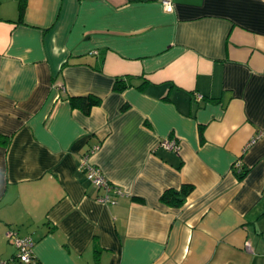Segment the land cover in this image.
Wrapping results in <instances>:
<instances>
[{"label":"crops","instance_id":"1","mask_svg":"<svg viewBox=\"0 0 264 264\" xmlns=\"http://www.w3.org/2000/svg\"><path fill=\"white\" fill-rule=\"evenodd\" d=\"M172 2L0 0V264H264V0Z\"/></svg>","mask_w":264,"mask_h":264},{"label":"built area","instance_id":"2","mask_svg":"<svg viewBox=\"0 0 264 264\" xmlns=\"http://www.w3.org/2000/svg\"><path fill=\"white\" fill-rule=\"evenodd\" d=\"M160 2L166 13L173 12L174 7L172 0H160ZM162 146L168 150L177 151L178 149V144L174 139L166 140L162 143ZM233 168L239 169L240 163H235ZM78 170L86 176L95 189L103 192V194L97 198L99 202L110 206L117 204V198L123 195L122 191L106 179L99 167L93 165L89 161V156L81 158ZM7 237L16 249V258L23 264H34L32 251L34 244L33 240L30 237H20L12 230L7 233ZM245 248L248 250L249 246L246 245Z\"/></svg>","mask_w":264,"mask_h":264},{"label":"trees","instance_id":"3","mask_svg":"<svg viewBox=\"0 0 264 264\" xmlns=\"http://www.w3.org/2000/svg\"><path fill=\"white\" fill-rule=\"evenodd\" d=\"M131 1H136V0H131ZM138 1H150V0H138ZM17 6H18L19 19H21L25 10V0H17ZM127 87L128 85L121 84L120 81H116L114 85V90L121 92ZM68 101L72 108L78 109L84 115H88L92 107L98 106L100 104V100L91 95L80 96V97H69ZM125 108L126 106L123 107V110ZM6 142H7V137L0 135V144L4 145L6 144ZM245 173L246 170H243L236 174L239 178H242L245 175ZM191 191H192V187L187 185L182 186L178 191L167 190L161 195L160 201L163 204L170 206L172 208H180L181 206L184 205L186 198L191 193ZM14 259L18 261V263L23 264L16 258V256Z\"/></svg>","mask_w":264,"mask_h":264}]
</instances>
